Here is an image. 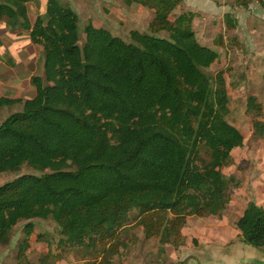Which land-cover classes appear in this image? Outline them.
Segmentation results:
<instances>
[{
  "label": "trees",
  "instance_id": "obj_1",
  "mask_svg": "<svg viewBox=\"0 0 264 264\" xmlns=\"http://www.w3.org/2000/svg\"><path fill=\"white\" fill-rule=\"evenodd\" d=\"M29 1L0 0V20L30 32L43 49L45 70L31 78L32 98H0V106L23 105L0 121V174L25 164L42 174L0 186V243L8 244L18 222L27 220L22 259L35 233L31 219L51 217L61 226L58 257L80 248L116 254L106 246L131 223L158 239L161 251L182 246L190 216L227 207L224 167L245 141L227 119L224 71L215 78L206 71L219 53L198 40L195 13L173 16L182 0H124L154 11L148 30H132L127 41L87 24L81 46L80 15L70 3L45 0L46 14L31 24ZM225 21L237 27L231 14ZM263 111L250 95L247 112L261 138ZM134 209L139 214L131 218ZM237 226L245 244L264 250V206L250 201Z\"/></svg>",
  "mask_w": 264,
  "mask_h": 264
},
{
  "label": "rangeland",
  "instance_id": "obj_2",
  "mask_svg": "<svg viewBox=\"0 0 264 264\" xmlns=\"http://www.w3.org/2000/svg\"><path fill=\"white\" fill-rule=\"evenodd\" d=\"M36 1L40 12L43 0ZM65 1L76 9L72 0ZM137 5L111 0L101 4L100 8L98 4L92 13L81 10L80 45H84V27L89 23L102 25L127 41L132 30L147 31L153 10ZM187 11L195 13L193 27L198 40L219 53V59L206 71L214 78L218 72L224 71L230 98L227 119L245 137L244 145L233 150L230 164L224 167L225 175L230 178L227 207L214 215L189 217L183 229L184 244L177 248L168 246L169 252L167 247L165 251L160 250L158 239L145 238L142 227L128 224L120 232V238L106 246L108 249L110 246L117 248L116 254L107 256L88 254L89 251L82 248L67 250L62 257L56 256L61 239L60 224L51 217L34 218L31 221L35 225V233L30 247L22 259L18 258L17 250L16 264H39L44 258V264H105L106 257L112 258V264H225L220 261L223 252L231 255L233 246L244 247L237 221L250 201L264 206V138L254 135V116L247 112L250 95H256L264 107V0H252L248 6L239 5L237 0H183L173 16ZM227 14L237 19L236 28L227 26ZM9 37L3 33L4 39L0 38V98H32L35 94L31 91V75L44 77L45 74L43 49L38 47L39 57L33 50L11 51V44L7 43ZM29 53L32 63L28 59L24 61ZM22 108L19 102L0 106V121ZM262 118L264 120V111ZM23 174L41 175L42 172L27 164L19 170L8 169L0 174V186ZM138 214V209L130 212L131 218ZM27 222L23 219L16 225L8 244L17 246L22 243ZM37 234L41 235L40 239ZM214 247L219 253L216 259L211 256L213 251L210 252ZM249 248L255 250L251 246ZM230 259L229 264H234L235 259Z\"/></svg>",
  "mask_w": 264,
  "mask_h": 264
},
{
  "label": "crops",
  "instance_id": "obj_3",
  "mask_svg": "<svg viewBox=\"0 0 264 264\" xmlns=\"http://www.w3.org/2000/svg\"><path fill=\"white\" fill-rule=\"evenodd\" d=\"M40 1H42V0H40ZM44 1L45 0H43V2H41L40 12L38 11V6H37L36 0H30L27 3L28 10H29V21L31 24H33L35 22V20L39 14H41L42 16H44L46 14ZM72 2L76 6V9H77L78 13L80 14L81 10H87L89 13H92V11L94 12L96 10L98 4H99L98 8H100L101 4L109 3V2H111V0H72ZM131 5L139 6V5H137L136 2L132 3ZM151 13H152V16H151V20H152V18L154 17V11H151ZM89 24H93V23H89ZM93 25H95L97 27H102V25H97L95 23ZM3 33L5 35L10 36L9 37L10 41H7V43H9V45L11 44V46H9V49L11 48L10 49L11 51L16 50V52H19L22 50H26V51L28 50L29 52H31V50H33L39 57V52H40L39 48H38L39 46L34 44L31 41L30 32L28 30L22 28L20 25H13L7 17H4L3 19L0 20V38L1 39H4ZM0 47H1V44H0ZM13 55H15V54H13ZM21 55L22 54H20L19 56L21 57ZM27 59L30 60L29 63H32L30 53H29V56H27L24 61H26ZM27 65H29V64L27 63ZM31 76H33V75H31ZM44 76H45V74H44ZM31 83H32V81H31ZM32 87H33V90H31V91H33L35 94L36 88L33 84H32ZM196 217H199V216H196ZM21 220H23V219H21ZM238 230H239V228H238ZM239 233H240V230H239ZM183 234H184V232H183ZM242 243H244V242H242ZM19 246H20V244H18L17 246L16 245L13 246L12 244L0 243V264H16V255H17V250L19 249ZM168 246H171V245L165 246V248L167 247V251H168ZM245 246L247 247L246 251H244ZM171 247H173V246H171ZM244 247L233 246V248H230L231 255H228V253L226 254L223 252L222 255H220V256H222V257H220L222 259L220 261L224 262L225 264H229V262L231 261V259H230V257H231V258L235 259L234 264H251V263L264 264V250H258L255 248V250L257 251L256 252L255 250L250 249L249 245H247L245 243H244ZM173 248H175V247H173ZM210 249H211L210 252L213 251V253H214L211 255L214 257V259H216V257H219L218 256L219 253L215 252L216 251L215 247L210 248Z\"/></svg>",
  "mask_w": 264,
  "mask_h": 264
}]
</instances>
